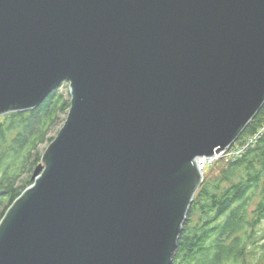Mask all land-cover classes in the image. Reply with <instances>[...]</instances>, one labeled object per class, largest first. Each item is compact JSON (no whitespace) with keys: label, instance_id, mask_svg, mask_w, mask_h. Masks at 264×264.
Segmentation results:
<instances>
[{"label":"water","instance_id":"95a60500","mask_svg":"<svg viewBox=\"0 0 264 264\" xmlns=\"http://www.w3.org/2000/svg\"><path fill=\"white\" fill-rule=\"evenodd\" d=\"M63 82L0 264H173L198 160L264 105V0H0V117Z\"/></svg>","mask_w":264,"mask_h":264},{"label":"trees","instance_id":"16d2710c","mask_svg":"<svg viewBox=\"0 0 264 264\" xmlns=\"http://www.w3.org/2000/svg\"><path fill=\"white\" fill-rule=\"evenodd\" d=\"M62 84L36 108L0 117V225L66 121ZM263 123L264 105L234 146ZM220 159V173L212 177L208 166L194 196L173 264H264V134L241 157Z\"/></svg>","mask_w":264,"mask_h":264},{"label":"built area","instance_id":"2783aa9c","mask_svg":"<svg viewBox=\"0 0 264 264\" xmlns=\"http://www.w3.org/2000/svg\"><path fill=\"white\" fill-rule=\"evenodd\" d=\"M264 134V123L263 125L252 135H249L248 138L245 139L240 144L233 145L229 149L217 153L214 156L210 157H202L198 160L199 167L204 173L208 166L218 161L220 158H226L227 160H232L241 157L250 147H252L258 139Z\"/></svg>","mask_w":264,"mask_h":264},{"label":"rangeland","instance_id":"374dc122","mask_svg":"<svg viewBox=\"0 0 264 264\" xmlns=\"http://www.w3.org/2000/svg\"><path fill=\"white\" fill-rule=\"evenodd\" d=\"M61 90L64 91L65 93H67L69 91V84L67 82H63L62 87H61ZM226 160L227 159L224 158V162ZM221 161H223V160L220 159L219 161H216L213 164L211 163V165H214L215 166L209 172L212 177H216L220 173L221 168H220V166H218V163H221ZM207 170H208V167H207L206 171L204 172V176H205V174H207ZM261 228H262V231H264V221H263V223L261 225Z\"/></svg>","mask_w":264,"mask_h":264}]
</instances>
